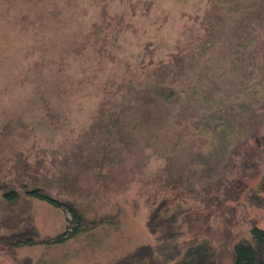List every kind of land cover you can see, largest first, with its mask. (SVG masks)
Returning a JSON list of instances; mask_svg holds the SVG:
<instances>
[{"label": "rangeland", "instance_id": "rangeland-1", "mask_svg": "<svg viewBox=\"0 0 264 264\" xmlns=\"http://www.w3.org/2000/svg\"><path fill=\"white\" fill-rule=\"evenodd\" d=\"M244 1L0 0V264L107 262L159 209L180 240L256 237L236 264H264V21Z\"/></svg>", "mask_w": 264, "mask_h": 264}, {"label": "trees", "instance_id": "trees-1", "mask_svg": "<svg viewBox=\"0 0 264 264\" xmlns=\"http://www.w3.org/2000/svg\"><path fill=\"white\" fill-rule=\"evenodd\" d=\"M243 6V12H246L250 16L248 19L250 21L247 20L246 23L249 22L251 25H247L246 28L253 27L254 22L260 19L259 17H261V21H264V0H247L246 3L244 1ZM235 9L233 8L232 12ZM262 36L264 37V33ZM253 39L254 36L251 37L248 35L250 42H253ZM262 65L264 67V59L262 60ZM212 118L213 116L211 115V121ZM217 119L216 117L214 118V120ZM217 125L220 124H214L211 127L212 131H216L214 129ZM219 134V137L222 138L226 134V131H221ZM253 191H255L256 195H264L263 186H257L253 188ZM28 193L50 199L48 195L39 192L37 189L31 190ZM6 194L12 195L13 191ZM244 197L247 203V195ZM60 204L71 213L73 219L78 221L80 225H87L75 205H71L68 202H61ZM161 210H156V212L154 210L153 215L149 216L146 222L147 234H145L146 236L142 241L135 242L131 249L107 262H94L93 264H236L235 248L240 244L253 250L252 252L256 256L258 255L257 257L260 255L255 252L256 250L253 247L255 244L257 251L262 247V244L256 237H253V241L248 239L230 241L227 239H216L215 237L216 244L213 243L214 240L210 241L208 238L200 240H180L183 231L178 227L176 220L173 221L169 215H165L166 212L161 215ZM251 228L264 235V222L262 225L254 222ZM77 231H80V229ZM36 235V228L34 226H28L23 231L9 235V240H11L13 245L28 244L34 241Z\"/></svg>", "mask_w": 264, "mask_h": 264}]
</instances>
